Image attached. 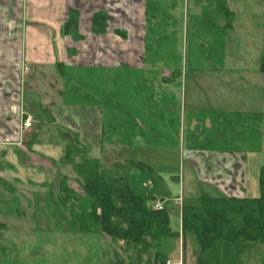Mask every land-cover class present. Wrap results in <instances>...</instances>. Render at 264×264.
<instances>
[{"label": "crops", "instance_id": "0c3cea01", "mask_svg": "<svg viewBox=\"0 0 264 264\" xmlns=\"http://www.w3.org/2000/svg\"><path fill=\"white\" fill-rule=\"evenodd\" d=\"M172 1L168 9L176 15L175 19L179 25L176 36L178 54L185 58L186 53L178 39L179 34L183 38L178 14L184 10L188 13V0ZM146 3L147 0H0V199L4 198V203H9L22 194L19 189L34 187L35 190L30 192L32 194L38 192L39 186L55 182L54 176L49 174L51 169L41 166L39 159L50 161L53 165H61L66 155L72 152L73 146L87 151L84 158L78 156L77 164L82 158L84 163L86 157L96 160L106 181L125 180L133 191L131 182H136L142 177L143 189L147 195L155 188L154 179L159 178L160 190L157 193L160 197L165 196L163 194L168 189L166 179L169 177L174 179L175 176L171 175V172L168 173L169 176L160 175L155 159L146 163L145 158H135L138 150L141 151V155L149 152L166 153L165 145L154 147L145 142L141 136V132H146L144 126L135 129L133 138L131 137L133 135L127 132L125 139L131 138L130 143H119L122 137L118 136L123 133L120 131L111 133L112 142H102L106 120L104 110L96 105L67 102L66 86L72 85L64 79L62 73V71L66 74L73 71L77 75L105 73L111 77L110 87L120 74H145V70H148L144 63L147 33ZM226 4L234 19L232 28L225 34V45L228 50L226 52L225 49L224 70L217 72L216 69L208 68L192 71L183 66L181 77L175 79L171 78L175 70L164 66L158 68L153 83H147L148 87L142 85L143 88H154L152 91L154 105H149L148 108L159 107L158 110H162L161 107L167 103L166 96L171 99L173 96L177 100L181 125L180 140L183 138L188 119L191 120L194 130L201 121L208 128L212 124L210 119L212 115L229 117L234 114L235 117L241 118L240 114H243L249 117L260 115L264 117V74L261 72L264 45L263 54L240 50V38L250 37V32H246L244 28L250 26L246 25L245 20H250L251 15H243L252 12L253 6L246 3L241 5L238 0H226ZM201 11L199 4L193 8L194 14H200ZM71 13H76L75 24L80 40H74L65 34ZM98 13H105L108 17L105 34L92 32L93 17ZM187 70L194 73V79L201 75L212 76L218 73L223 75L222 79H218L219 84L193 86L195 89L191 92L189 112L186 102L183 104L181 101L182 94L179 91L182 87L179 83ZM235 79L252 89L241 92L236 88L237 83L232 82ZM80 87L77 86L78 89ZM240 92L243 95L239 99ZM128 98V106L132 105L140 114L144 113V109L141 110L135 102L139 99L137 95H129ZM150 99V96H147L139 101L150 102ZM147 112L143 118L148 120L152 118L150 116L152 113L148 110ZM160 112V115L163 114ZM163 115H166L165 112ZM166 117L174 120L169 114ZM186 117V123L183 124ZM201 117L206 118V124L204 120L198 119ZM27 119L32 121L30 129L23 128ZM136 122L141 125L139 119ZM240 126H236L238 133L241 131ZM196 134L199 138L198 131ZM213 137L217 142L218 133ZM42 140L49 142L47 148ZM179 146L182 159L191 160L193 166V174L187 180V192L192 194L193 199H195L193 194L196 193L200 194L196 196L199 201L203 197L254 199L260 196L259 177L264 166L252 168L253 172L251 167L254 162L252 160L262 155V147L256 151H234L221 150L218 146L219 149L216 147L207 150L187 149L184 142ZM119 148L127 151L120 152ZM129 154L131 156L126 159ZM120 159L125 160L124 173H121L118 167ZM70 169L68 164L61 166L62 179L71 180L67 176H70ZM178 180L181 181L180 176ZM10 188H14L15 193L10 191ZM178 193L179 196L175 198L183 195L184 200V189L179 188ZM7 212L5 209L0 211V220L4 222L6 228L8 224L2 219L7 221L27 219L25 216L13 218ZM19 225L23 227L25 224L20 222ZM9 229L20 233L21 228L14 226ZM28 230L32 232L34 228ZM70 232L68 230V233ZM92 235L101 239L103 236L100 234L86 236ZM158 252L163 254L160 249ZM182 254L184 258V253ZM116 257H119L118 253ZM101 262L103 261L100 259L98 263L96 261L94 263L102 264Z\"/></svg>", "mask_w": 264, "mask_h": 264}, {"label": "trees", "instance_id": "16d2710c", "mask_svg": "<svg viewBox=\"0 0 264 264\" xmlns=\"http://www.w3.org/2000/svg\"><path fill=\"white\" fill-rule=\"evenodd\" d=\"M150 3V5H149ZM158 9L163 8L169 13V5L164 0H147L146 17H147V33L145 43V74H120L113 85L110 87L111 77L108 74L93 75H77L70 71L64 74L68 82L77 83L84 91L69 87L65 94L67 102L80 105H96L101 107L105 112V123L102 142H112L113 131L130 132L132 138L135 136V129L139 127L136 122L140 117L144 120L150 134L141 132V136L152 146H163L156 144V140L152 139L151 132L158 133V138L165 136L164 128H155V125H179L180 114L177 103L168 100L167 103L158 110L159 107L151 109L153 106L154 88L147 89L142 87L147 83H153V78L158 74V68L168 67L175 70L171 78H180L183 66L188 70L202 71L212 66L202 67L198 64H192L188 59V49L186 57L178 54L176 36L178 34V21L174 20V31L166 28L165 24L169 18L162 19L158 22V13H154V6ZM199 6L202 11L200 14L191 15V21H194L195 30L202 38L209 39L200 45V50L205 54V63L213 60L216 65L222 66L224 59L223 45L224 37L228 30L233 26V13L227 9L226 0H201ZM162 11L160 12V14ZM202 14V15H201ZM163 15V14H162ZM75 13L70 14L69 23L66 26L65 34L70 35L74 40H80L78 28L75 24ZM108 17L105 13L95 14L92 22V32L94 34H105L107 30ZM170 20V19H169ZM220 21L224 24L220 26ZM190 20L186 25V35H189ZM219 49V50H218ZM183 58L185 60H183ZM150 69H153L152 71ZM63 70V69H62ZM261 72L264 74V55L261 61ZM96 80V82H95ZM146 80V81H145ZM68 87V86H67ZM80 87V88H81ZM137 95L139 99L135 100L140 109H144V113L140 114L131 105L128 106V96ZM150 96V102L139 101L144 97ZM168 96H166L167 98ZM133 98V97H132ZM131 98V99H132ZM169 98V97H168ZM121 104L119 106V104ZM121 112L125 119L117 114L111 115L110 110ZM123 110L125 113H123ZM150 111L152 118L145 119L143 116ZM161 111V112H160ZM167 111V112H166ZM165 112L173 117L174 121L167 119L166 115L159 114ZM226 115H217L210 118L212 123L216 125V129L221 123H216L213 118H221ZM204 118L201 117V120ZM224 127L229 128V133L236 129L235 119L226 121ZM143 125V124H142ZM188 123L186 126H190ZM144 126V125H143ZM145 127V126H144ZM187 128V130H188ZM235 128V129H231ZM191 129V127H190ZM199 130H204L203 121L195 126L190 133L204 137ZM241 130L238 135L242 133ZM228 133V132H227ZM224 135L222 141L233 142V136ZM223 134H226L225 132ZM162 138V137H161ZM166 138V137H165ZM198 138V137H197ZM167 139V138H166ZM171 139L168 137V140ZM214 147L223 149V146L215 143L214 137L211 138ZM220 140V139H219ZM131 138L121 139L119 143H130ZM201 143V142H200ZM189 146L190 149L207 150L211 149L207 142ZM167 143L165 144L166 147ZM74 153L80 154L81 150L77 146L72 147ZM73 153V152H72ZM66 162L73 165L71 152L65 157ZM83 163V162H82ZM76 165V171L83 179V184L87 192V199L84 200L86 207L78 206L76 203L72 205L70 211L71 221L68 222L71 232L81 234H100L110 237L112 242H124L128 250L132 253L128 256L131 264H166L168 258L160 254V243L165 238H182L185 249L186 236L194 234L199 242L200 252L197 256V264H244L241 260L243 254L249 249L251 244H264V167L261 169L259 177L260 196L254 199H238V198H212L203 197L200 207L183 206L181 211V233H174L170 229V213L166 208L173 205V201L165 205L162 210L153 209V200H167V192L160 197L158 195L161 181L155 178V188L147 195H134L127 181L115 180L113 182L106 181L101 175L99 164L96 160L85 158L83 165ZM75 166V165H74ZM161 194V193H160ZM75 210L80 212L75 215ZM64 217V216H63ZM65 218V217H64ZM5 226L0 224V230ZM1 260V258H0Z\"/></svg>", "mask_w": 264, "mask_h": 264}, {"label": "rangeland", "instance_id": "374dc122", "mask_svg": "<svg viewBox=\"0 0 264 264\" xmlns=\"http://www.w3.org/2000/svg\"><path fill=\"white\" fill-rule=\"evenodd\" d=\"M165 1H167L166 5L169 6H171V3H173L172 0H164V2ZM200 1L201 0H188V11L191 15L194 14L193 8L197 6ZM238 1L241 5L243 3H246L247 5L253 6L252 12H246L245 14L243 13L244 15L241 14L243 16L251 15V19L245 20L246 25L250 26L245 27L244 30L248 33L250 32V37L240 38V50L244 52H253L254 54H263L264 0ZM153 6L154 13H158L159 16L158 22H162V19L164 18H169L170 20L168 19V21H166L167 24H165V26L170 31H174L176 27H174L173 22L176 18V15L172 11H169L168 13L163 8L158 9L155 4H153ZM161 11L162 13L160 14ZM191 15H188L187 17L186 10L178 14L182 31L181 33L183 34V38L181 34L178 35L179 43L183 45V50L185 51V53L188 49V59L190 60L191 65L195 63L202 67H206L208 64V66H212L213 69H216L217 72H221L222 70H224L225 64L219 66L216 65L213 60H209L207 63H205V54L200 51L203 48L199 47L202 43H207L209 39L202 38L200 35H198L197 31L195 30V25L193 24L194 21H191ZM75 18L76 17L72 16V19ZM188 18L190 20V32L187 37L186 25L188 22ZM145 19L147 22V17ZM223 24L224 21H220L219 25L222 26ZM225 34H223V36H225ZM225 40L226 39L224 37V41ZM179 46L181 45L179 44ZM225 49L227 52V45H225L224 42L222 51L224 52V55ZM194 77V73L192 71L187 70L184 73L182 81L179 83L182 86L179 88V91L182 94L181 101L183 102V104H185L186 102L187 112H189L190 109L189 106L192 89H195L193 86H197V84H219L218 79H222L223 75H221L220 73L212 76L201 75L198 79L195 78L196 80L194 79ZM232 82L237 83L236 88H238L241 92H245L247 90L250 91L252 89L249 86L240 83V81H238L237 79L233 80ZM69 83L72 86H66L65 94L67 93L69 87H77V83ZM79 91L84 90L79 88ZM241 92L239 99L243 95V93ZM168 100L175 101L177 103V100H175L173 96L172 99L170 97H167L166 101ZM120 105L121 104H119V106ZM114 110L115 108L110 110L111 115L117 114L118 116H121L122 119H125L124 115L121 112ZM123 113H125L124 110ZM240 115L241 118L235 117L234 114L229 115V118H226L224 116H221V118L219 119L213 118L216 123H221V126L216 129V125L214 123L209 125L208 128L207 125H204V130H199L201 134H204V137L201 139L197 138L196 135H194L193 133H190V131L192 130V124L190 119L187 120L188 116L184 119L183 124H185L187 120V124L190 123L191 125L189 126V128L188 126L185 127V132L182 134V140H180L181 125H155V128H160V126L164 128L165 136H161L162 138H158V133L151 132L152 139L156 140V144L165 145L167 143L165 150L166 153L162 152V154H159L156 152H149L145 155H141V151L138 150V155L135 158H145L146 163L149 161L151 162L152 159H155L158 162V169L160 175L169 176L168 173L171 172V175L175 176L174 179L170 177L166 179L168 189L166 191L167 200H164V202H166L165 205L169 204V201L171 200L174 201L175 197L179 196V188L184 189L185 192L184 200L182 199L183 206H193L195 208H198L202 204V199L200 201L196 199V196H200L199 193L193 194L195 196V199H193L194 197H192V194H190L189 191L187 192V180L188 177L193 174V166L191 160L187 161V158L182 159L180 150H178L180 149L179 145L183 144V142L187 149H190L189 146H194L195 144H198L200 142V145L204 142H207L208 146L212 149L215 145L213 140H211V137L218 133V141L215 143H219L217 146H223V150L256 151L258 149H261L262 147V155L256 157L255 160H252V162H254L252 163L253 165L251 167V171L252 168L257 169L261 166H264V129L262 130L264 123L262 121H264V117L262 118V115H260V117H249L248 115L243 114ZM198 119L201 121V118ZM205 119L203 120L206 124L207 120ZM234 119L236 126L241 125L239 128L240 130H243L240 135L237 134V129L231 128L232 130H235L229 133V128L224 127L226 125V121H233ZM139 122L141 124L139 126L142 127L144 125L146 128V132H144V134L146 133L147 135H149L150 131L148 129L150 127L146 126L144 120L141 117L139 118ZM53 129L55 130V127ZM224 132L226 134H223ZM227 132L233 136L234 143L230 141H222V138L225 137L224 135L228 134ZM126 134V132H123L118 137H122V139H125ZM168 137L171 139L168 140ZM144 141L147 142L146 138L144 139ZM42 142L43 145H46L45 148H47L49 142L45 140H42ZM123 149L124 148H119V151L121 152ZM56 150L59 151L60 149ZM80 150L81 153L79 155H76L74 151H72L73 153L71 152L73 165L67 163L66 158L61 163V165H53L50 161H46L42 158L39 159V164H41V166H44V168L46 167L48 169H51L49 170V174H52L55 179V182H52V184L50 183L43 186H39L38 192H33L32 194H30V192L35 190L34 187H26L25 189H19L20 191L17 189V191L22 194H19L17 198H15L13 201H10L9 203H4V198L0 199V211L5 209L6 211H8L7 214H9L13 218H22L23 216L27 218L26 220L19 221L14 219L10 221L2 219L8 224V226L5 224L8 229L5 227L3 230H0V264H95L94 262L96 261L98 263L100 259L103 261L101 262L102 264H106L108 259V264H131L128 256L132 253V251L128 250V247L124 242H112L110 237H105V235L102 236V239L98 236L93 235L86 236L88 234L85 235L78 233L79 229L76 228L73 229L77 231L76 233H68V230L71 231V227L69 226L68 222L71 221L70 211H72L73 203H76L78 206L84 209L86 207V204H84V200L87 199L88 196L85 190V186L83 184V179L80 177V175H78L79 173L76 172L78 170H76L75 168L76 165L78 166L83 162V158L85 156L84 154L85 152H87H84L83 149ZM129 151L130 150H128V152ZM78 156L83 157L81 159L82 161L80 160L81 162L79 164H77ZM130 156L131 154H129L126 159H128ZM63 164L70 165V176H67L71 180L62 179L60 170ZM124 165L125 160L120 159L118 167L120 168L119 170L121 171V173H124V171L126 170V166L124 167ZM66 170H68V168H66ZM183 174L185 175L184 177ZM179 176L181 177V181L178 180ZM143 181L144 179L140 177L136 182H131L133 187V191H131L134 195H145V189H143L144 187L142 183ZM188 188H190V185ZM257 188L259 192V187L257 186ZM10 191L15 193L14 188H10ZM204 194L205 196L208 195L206 192ZM156 202H158V200H153L154 204ZM183 206H176L173 204L168 205L166 207L170 213V229L174 233H181V211ZM79 212V210H75L74 214L77 215ZM30 218H32V220H30ZM20 222H23L25 225L22 227L21 225H19ZM1 223L4 224L3 221ZM14 226L21 228L20 233L9 229L13 228ZM29 228H34V231L28 232ZM183 249V239L181 240L179 238H165L160 243V252L166 255V257L168 258L167 262L171 261L172 264H197V256L200 252V246L194 234H188L186 236L184 251ZM115 252L119 254V257H116ZM182 253H184V258L182 256ZM241 260L244 264H264V244H251L249 249L243 254Z\"/></svg>", "mask_w": 264, "mask_h": 264}, {"label": "built area", "instance_id": "2783aa9c", "mask_svg": "<svg viewBox=\"0 0 264 264\" xmlns=\"http://www.w3.org/2000/svg\"><path fill=\"white\" fill-rule=\"evenodd\" d=\"M23 128L24 129H30V128H32V121L30 120V119H27V120H25V122H24V124H23ZM182 197H179V198H175L174 199V201H173V204L174 205H176V206H183L182 205ZM165 203L166 202H164V201H158V202H156L155 204L153 203L152 205H153V209H155V210H162V209H164V207H165ZM166 264H172L171 263V261H168Z\"/></svg>", "mask_w": 264, "mask_h": 264}]
</instances>
